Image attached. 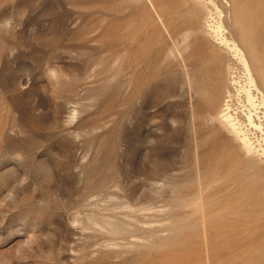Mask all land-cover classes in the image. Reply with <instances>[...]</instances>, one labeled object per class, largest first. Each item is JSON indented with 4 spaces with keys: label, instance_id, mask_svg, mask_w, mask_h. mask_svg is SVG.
<instances>
[{
    "label": "rangeland",
    "instance_id": "rangeland-1",
    "mask_svg": "<svg viewBox=\"0 0 264 264\" xmlns=\"http://www.w3.org/2000/svg\"><path fill=\"white\" fill-rule=\"evenodd\" d=\"M0 264H264V0H0Z\"/></svg>",
    "mask_w": 264,
    "mask_h": 264
},
{
    "label": "bare ground",
    "instance_id": "bare-ground-1",
    "mask_svg": "<svg viewBox=\"0 0 264 264\" xmlns=\"http://www.w3.org/2000/svg\"><path fill=\"white\" fill-rule=\"evenodd\" d=\"M237 53H238V52H237ZM251 77H252V76H251ZM252 80H253V79H252ZM254 80H255V79H254ZM262 100H263V99H262ZM223 125H224V124H223ZM226 128H227V127H226ZM237 137H239V136H237ZM244 140H245V138H244ZM245 142H246V141H245ZM245 142H244V143H245ZM249 143H250V142H249ZM249 146H250V145H249Z\"/></svg>",
    "mask_w": 264,
    "mask_h": 264
}]
</instances>
